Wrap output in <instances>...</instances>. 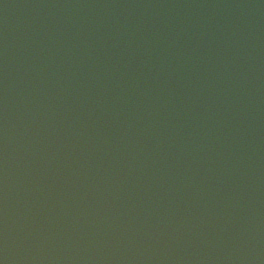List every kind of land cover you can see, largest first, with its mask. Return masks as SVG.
<instances>
[{"label": "water", "instance_id": "water-1", "mask_svg": "<svg viewBox=\"0 0 264 264\" xmlns=\"http://www.w3.org/2000/svg\"><path fill=\"white\" fill-rule=\"evenodd\" d=\"M0 260L264 264V0H0Z\"/></svg>", "mask_w": 264, "mask_h": 264}, {"label": "clouds", "instance_id": "clouds-1", "mask_svg": "<svg viewBox=\"0 0 264 264\" xmlns=\"http://www.w3.org/2000/svg\"><path fill=\"white\" fill-rule=\"evenodd\" d=\"M0 261H2V264H5V262L3 260H0Z\"/></svg>", "mask_w": 264, "mask_h": 264}, {"label": "snow or ice", "instance_id": "snow-or-ice-1", "mask_svg": "<svg viewBox=\"0 0 264 264\" xmlns=\"http://www.w3.org/2000/svg\"><path fill=\"white\" fill-rule=\"evenodd\" d=\"M0 264H2V261H0Z\"/></svg>", "mask_w": 264, "mask_h": 264}]
</instances>
